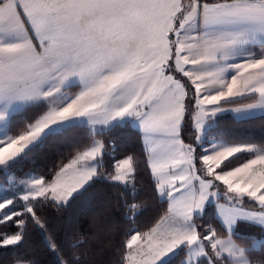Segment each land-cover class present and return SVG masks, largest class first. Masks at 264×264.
Returning <instances> with one entry per match:
<instances>
[{"label": "snow or ice", "instance_id": "obj_1", "mask_svg": "<svg viewBox=\"0 0 264 264\" xmlns=\"http://www.w3.org/2000/svg\"><path fill=\"white\" fill-rule=\"evenodd\" d=\"M240 98L253 102L224 107ZM21 111L31 115L17 123ZM226 112L264 116V0H0V171L57 141L74 149L0 188V228L15 229L0 232V248L24 247L30 225L48 233L43 209H66L108 183L133 198L117 264H172L180 253L181 264H264V144L208 140ZM128 129L167 205L144 231L134 156L105 166L118 148L103 137ZM238 154L248 158L229 167ZM209 213L223 236L198 222ZM43 243L54 264H81L72 249L83 237L70 244L53 233Z\"/></svg>", "mask_w": 264, "mask_h": 264}, {"label": "trees", "instance_id": "obj_2", "mask_svg": "<svg viewBox=\"0 0 264 264\" xmlns=\"http://www.w3.org/2000/svg\"><path fill=\"white\" fill-rule=\"evenodd\" d=\"M251 99L240 98L235 103L224 106L240 105ZM25 111L15 115V121L20 123L23 120ZM20 120V121H19ZM218 127L209 132L208 137L221 139L227 138L237 142L252 144H264V116H256L247 120H237L229 113L222 114L218 119ZM85 134L83 130H75L73 135L79 137ZM104 139H116L118 150L115 153V160L110 157L105 158L106 170L111 171L114 163L127 155L134 156L137 167L136 187L138 195L134 202L141 205V214L137 217L136 227L141 231L147 230L167 205H161L153 190L149 171L146 168L145 156L142 151V141L138 134L132 129L120 131L117 134H108ZM74 152L73 142L57 141L46 151V155L27 162L22 168L13 172L0 171V181L5 180V176L11 174L15 180L25 177V173L35 169V174L40 175L48 172L61 160L68 158ZM239 158L234 159L229 167H234L244 162L247 154H238ZM125 200L133 202V198L128 196L122 188L108 183H96L82 196L74 200L66 209L56 210L53 208L43 209L44 219L47 221L48 233L42 234L35 227L29 226V240L22 248H0V264H21L28 259H34L39 264H54V256L49 252L43 243V235L55 234L59 239H63L68 234V242L79 243L83 237V246L72 249V255L79 257L81 264H117L122 252V243L127 238L126 233L132 226L126 220L127 209L124 206ZM146 209V210H144ZM209 215L204 221L199 223H213L223 236L219 225L210 220ZM241 230H247L255 235L260 234L259 228H249L241 224ZM14 231V228L5 226L0 228V232ZM250 241L247 245L250 246ZM68 253H62L63 258H67ZM184 253H180L172 264H181Z\"/></svg>", "mask_w": 264, "mask_h": 264}, {"label": "rangeland", "instance_id": "obj_3", "mask_svg": "<svg viewBox=\"0 0 264 264\" xmlns=\"http://www.w3.org/2000/svg\"><path fill=\"white\" fill-rule=\"evenodd\" d=\"M251 102H253V100H249V101H247V102H244V103H239L240 105V107H242L243 105H245V104H247V103H251ZM22 112V111H21ZM20 112V113H21ZM231 113V115H233L234 117H235V114L234 113H232V112H229V114ZM18 114V113H17ZM31 115V113H29V112H26L25 111V113H24V115H23V120H24V118L25 117H27V116H30ZM23 120H19L20 121V123H22V121ZM208 140H216V141H219V139H216V138H211V137H208ZM143 146V145H142ZM243 163V162H242ZM239 165V164H238ZM238 165H236V166H238ZM14 177L11 175V174H9V175H7V176H5V180L4 181H0V188H5V189H7V188H11L12 187V185H11V183H10V181H11V179H13ZM25 178V177H24ZM19 181L20 180H15V182H16V184L18 185L19 184ZM243 231H245V232H249V231H247V230H243ZM234 239H235V237H234ZM251 241H250V245H251ZM185 258V256H183V259ZM182 259V260H183Z\"/></svg>", "mask_w": 264, "mask_h": 264}, {"label": "crops", "instance_id": "obj_4", "mask_svg": "<svg viewBox=\"0 0 264 264\" xmlns=\"http://www.w3.org/2000/svg\"><path fill=\"white\" fill-rule=\"evenodd\" d=\"M224 107H226V106H224ZM235 107H240L239 105H235V106H228V107H226V108H235ZM226 113H229V112H226ZM231 114V113H230ZM234 117V116H233ZM236 118V117H235Z\"/></svg>", "mask_w": 264, "mask_h": 264}]
</instances>
